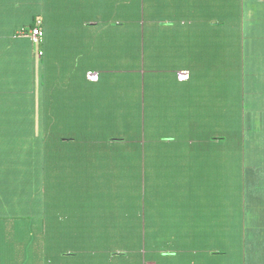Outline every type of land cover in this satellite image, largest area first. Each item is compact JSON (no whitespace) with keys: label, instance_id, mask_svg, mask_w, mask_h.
Returning <instances> with one entry per match:
<instances>
[{"label":"crops","instance_id":"0c3cea01","mask_svg":"<svg viewBox=\"0 0 264 264\" xmlns=\"http://www.w3.org/2000/svg\"><path fill=\"white\" fill-rule=\"evenodd\" d=\"M34 18L49 264H264V0H0V102L38 130Z\"/></svg>","mask_w":264,"mask_h":264},{"label":"trees","instance_id":"16d2710c","mask_svg":"<svg viewBox=\"0 0 264 264\" xmlns=\"http://www.w3.org/2000/svg\"><path fill=\"white\" fill-rule=\"evenodd\" d=\"M36 19L34 18L31 28L34 27ZM21 34L23 32L16 35ZM43 39L44 34L42 41ZM42 41V46L40 43L38 47L43 52L39 62L42 80L39 129L33 128L31 113L29 116L24 111L31 96H14L16 100L11 98L13 99L11 104L17 108L19 114L17 119H14L12 115L14 120L10 119L8 114L10 100L7 103L4 100L0 102V114L3 112V104L6 108L4 118H0V252L4 257L7 250V255L13 261L25 256V258L34 261V264L38 259L40 264H49L50 262L49 211L51 203L57 198V194L55 195L53 192L55 182L50 176L49 170L51 136L47 84L48 49ZM24 63H27V66L30 65L28 61H24ZM30 68H32V62ZM14 91L13 89L9 90L12 94ZM16 92L22 94V90ZM42 113L44 114L43 118ZM20 123L27 124V127H19ZM19 129H22L20 138L23 139V142L21 144H26V148L23 146L16 153H11L12 151L8 149L9 136L12 135V131L13 134L18 131L20 133ZM20 246L23 249L22 257H20Z\"/></svg>","mask_w":264,"mask_h":264},{"label":"rangeland","instance_id":"374dc122","mask_svg":"<svg viewBox=\"0 0 264 264\" xmlns=\"http://www.w3.org/2000/svg\"><path fill=\"white\" fill-rule=\"evenodd\" d=\"M35 50L38 51V48L37 46H35ZM17 90H21V89H17ZM17 90L14 91V95H10V106L8 107V110H9V115H10V119H17L19 118V114L17 112V108L11 104V98H14V96L18 97L21 93H18L16 92ZM18 104V102H17ZM1 109V107H0ZM3 112L0 114V118L3 117L4 118V115L6 114V108L4 107V104H3ZM12 115H13V118H12ZM43 113H42V118H43ZM13 119V120H14ZM20 130V133L19 131L15 134H13V131H12V135L9 136V146H8V149L9 151H12L11 153H16L17 150H19L21 147H25L26 148V144H21L23 142V139L20 138V135H22V129H19ZM114 137H118V134H114L113 135ZM1 139V138H0ZM0 150H1V145H0ZM20 154V153H19ZM15 155V154H14ZM21 155V154H20ZM25 156V155H24ZM108 163V168H110L111 170V173L108 174V176L106 177V179H108V181L110 182H115L116 179H119L121 178V180H125L124 182L127 183V181L129 180L128 177H120L122 176L125 171L127 170V167H128V164H129V161H125V162H121V161H111V162H107ZM131 163V162H130ZM122 164L123 168L120 170V165ZM127 180V181H126ZM44 187V186H43ZM41 187V188H43ZM7 248V247H6ZM20 257H22L23 255V249L22 247L20 246ZM5 251V250H4ZM6 253L4 254V257L2 256L1 252H0V264H34V261H31L27 258H25V256H23V258L21 259H18V260H11V258L7 255V250L5 251ZM17 261V262H16ZM40 260L38 259L37 262H35V264H40Z\"/></svg>","mask_w":264,"mask_h":264},{"label":"built area","instance_id":"2783aa9c","mask_svg":"<svg viewBox=\"0 0 264 264\" xmlns=\"http://www.w3.org/2000/svg\"><path fill=\"white\" fill-rule=\"evenodd\" d=\"M41 24H42L41 19H37L36 25L33 28H31L28 33V35L30 36L35 46H37V48L39 47V44L41 43L43 34H44ZM25 31L26 30H23V33H26ZM37 54H38V57H41L43 52L38 48ZM189 76L190 74L188 70H182L178 73V78L182 81L189 79ZM87 77L91 81L99 80V74L96 71H89L87 73Z\"/></svg>","mask_w":264,"mask_h":264}]
</instances>
